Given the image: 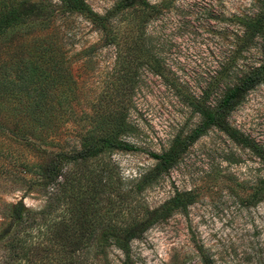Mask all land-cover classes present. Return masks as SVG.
I'll use <instances>...</instances> for the list:
<instances>
[{
    "label": "rangeland",
    "instance_id": "obj_1",
    "mask_svg": "<svg viewBox=\"0 0 264 264\" xmlns=\"http://www.w3.org/2000/svg\"><path fill=\"white\" fill-rule=\"evenodd\" d=\"M46 1L56 9L54 21L44 28L8 32L0 43V64L20 59L38 42L47 40L52 47L46 57L50 64L36 61L32 54L40 76L32 84L31 94L44 88L56 98H48L45 105L57 108L59 104L63 109L59 116H50L34 101L39 106L37 113L19 114L20 131L4 133L11 138L4 143L5 138H0L5 152L0 155V227L6 221L2 211L7 204L21 201L36 211L45 205L43 190L30 184L36 176L26 172L24 165L40 163L51 152H73L84 137L109 136L132 150H112L90 160L89 165L75 166L82 172L104 169L99 180L105 184L108 178L113 184L111 192L105 187L98 189L101 195L93 202L99 201L108 210L110 203L120 207L126 219L146 208H159L176 193L184 195V203L132 241L127 258L115 247L108 248L106 258L91 248L89 255L96 258V264H200L199 247L216 264L264 262V197L254 196L264 180V165L256 153L211 128L167 172L154 173L157 161L150 157L151 153L167 152L200 121L152 74L150 65L161 62L165 72L179 74L183 83L195 88V74L205 78L211 58L224 55L230 40L236 42V17L255 13L256 0H163L169 1L162 13L163 34H173L154 60L142 53L121 60L113 45L103 43L100 31L84 16L66 12L58 0ZM84 1L104 15L119 0ZM148 1L158 4L162 0ZM129 34L125 27L122 47L129 43ZM259 44V39L254 40L245 63L248 66L258 64ZM126 73L135 77L131 96L114 91L117 75ZM10 102L16 101L0 98L5 108ZM210 102L214 105L215 98ZM102 107L116 114L101 121L96 114L103 112ZM227 119L264 153V84L248 92ZM92 128L95 134H87ZM53 212L56 215L58 209Z\"/></svg>",
    "mask_w": 264,
    "mask_h": 264
},
{
    "label": "trees",
    "instance_id": "obj_2",
    "mask_svg": "<svg viewBox=\"0 0 264 264\" xmlns=\"http://www.w3.org/2000/svg\"><path fill=\"white\" fill-rule=\"evenodd\" d=\"M58 1L66 12L84 16L100 31V40L113 45L116 56L120 54L121 60L131 53H142L154 60L160 55L163 42L170 41L173 34H163L162 13L169 1L150 4L148 0H119L104 15L94 12L84 0ZM255 7V13H242L236 17L235 24L239 30L236 42L231 43L230 40L226 43L224 55L211 58V70L204 75L205 78L195 74L192 80L195 88L183 83L179 74L165 72L161 62L150 65L152 74L163 80L191 113L200 117L198 125L189 135L177 140L167 152L150 154L157 161L154 173L169 171L186 149L211 128L220 130L233 142L251 149L264 165V153L260 148L233 128L227 119L248 92L264 84V0H256ZM55 10L46 0H1L0 43L15 28L27 30L46 27L54 21ZM125 27L129 29L127 37L130 41L122 47L120 38ZM256 39L260 41V59L258 64L248 66L245 64L247 56L254 48ZM46 42L44 39L42 44L41 40L34 51L29 49L26 55L14 62L5 60L0 64V98L5 96L16 101L10 102L7 108L0 104V138H5L3 143L11 140L5 136L6 133L13 135L20 131L19 114L37 113L39 106L34 101L42 105L44 112L50 113L47 115L59 116L62 112L59 104L57 108L45 105L48 98H56L44 88L34 89L35 92L31 94L32 84L40 76L33 55L36 61L39 59L47 64L46 57L52 47ZM184 75L187 79L188 76ZM117 77L114 91L131 96L136 89L135 77L128 73ZM232 78L234 80L231 82ZM211 98H215L214 105H211ZM101 110L103 112L96 114L102 117L101 121L110 118V114H116V111L107 112L103 107ZM86 132L95 134L93 128ZM112 150L131 151L132 147L109 136L84 137L80 148L73 152H51L42 157L40 163L29 167L24 165L26 172L36 176L30 184L43 190L46 201L44 207L37 211L29 209L21 201L4 206L2 216L6 221L0 227V264H96V258L90 257L89 250L96 248V255L106 258L110 247L117 248L127 258L132 241L140 239L170 210L184 203L181 202L184 195L176 193L159 208H146L140 215L133 214L126 219L120 207L116 209L110 203L108 210L107 206H100L99 201L93 202L101 195L98 189L105 187L110 191L114 189L113 184L108 178L106 185L99 180V174L105 173L104 169L82 172L75 166L79 163L89 165L90 160H96ZM4 153L0 145V155ZM254 196L264 197V180ZM57 209L54 215L53 211ZM196 251L200 264H216L201 247Z\"/></svg>",
    "mask_w": 264,
    "mask_h": 264
}]
</instances>
